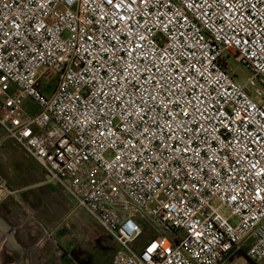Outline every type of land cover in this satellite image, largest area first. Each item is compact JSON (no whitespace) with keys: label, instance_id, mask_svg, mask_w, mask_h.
<instances>
[{"label":"built area","instance_id":"built-area-1","mask_svg":"<svg viewBox=\"0 0 264 264\" xmlns=\"http://www.w3.org/2000/svg\"><path fill=\"white\" fill-rule=\"evenodd\" d=\"M0 126L113 264L264 262V0H0Z\"/></svg>","mask_w":264,"mask_h":264},{"label":"crops","instance_id":"crops-1","mask_svg":"<svg viewBox=\"0 0 264 264\" xmlns=\"http://www.w3.org/2000/svg\"><path fill=\"white\" fill-rule=\"evenodd\" d=\"M5 149L13 153L9 171L0 174L6 183L0 216L11 230L0 229V264H86L96 252V238L90 227L83 240L82 224L89 226L83 209L23 150L14 144Z\"/></svg>","mask_w":264,"mask_h":264},{"label":"rangeland","instance_id":"rangeland-1","mask_svg":"<svg viewBox=\"0 0 264 264\" xmlns=\"http://www.w3.org/2000/svg\"><path fill=\"white\" fill-rule=\"evenodd\" d=\"M8 144H14L17 148L21 149V147H19L12 139L5 137L4 129L0 126V174L9 171L8 166H10L9 161L11 160L10 154L13 153L9 152V150L11 151L15 147L11 146L12 148L10 147L8 151L7 149L3 151L4 145L7 146ZM82 213L85 215L87 219L86 221L89 223V226L87 225L88 227L82 224L83 240L90 227L92 234H95L96 238V252L92 255V257H89L84 261L86 264H113L115 253L119 249V245L112 239L106 229L93 217H91L88 213L86 214L83 210ZM222 213L227 215L225 211H222ZM31 228L32 227H26L28 233H31ZM144 232L143 237L150 232V229L148 227H144ZM90 245H94L93 238ZM257 264H264V262L258 261Z\"/></svg>","mask_w":264,"mask_h":264},{"label":"water","instance_id":"water-1","mask_svg":"<svg viewBox=\"0 0 264 264\" xmlns=\"http://www.w3.org/2000/svg\"><path fill=\"white\" fill-rule=\"evenodd\" d=\"M0 229L2 231H10L11 230V227L7 223H5L3 221V219L1 218V216H0Z\"/></svg>","mask_w":264,"mask_h":264}]
</instances>
